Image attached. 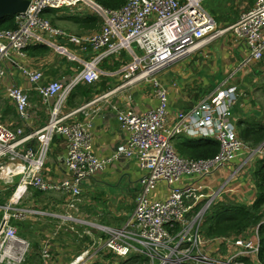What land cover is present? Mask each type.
<instances>
[{
  "label": "built area",
  "instance_id": "built-area-1",
  "mask_svg": "<svg viewBox=\"0 0 264 264\" xmlns=\"http://www.w3.org/2000/svg\"><path fill=\"white\" fill-rule=\"evenodd\" d=\"M203 1L127 0L120 8L109 9L96 0H32L26 11L15 15V28L0 29V82L16 70L28 85L35 87L43 102L51 105L48 123L31 129L28 86L11 84L7 89L8 99L27 124L13 129L0 122V264H23L27 260L25 254L31 242L19 234L16 222L34 214L56 217L21 206L31 189L63 194L67 210L60 218L64 222L87 223L104 234L97 238L93 249L67 264H87L106 252L124 258L142 255L150 264H246L243 258L253 261L258 257L259 226L254 231L256 239L250 241L234 235L209 236L204 228L208 212L222 194L230 193L231 183L245 173L255 157H264V143L252 148L237 134L232 107L237 103L238 86L225 82L223 88L218 87L190 109L176 112L169 107V93L159 74L227 32L248 46L237 72L261 61L264 0H255L238 21L225 28L218 27ZM49 7L79 11L87 7L101 16L104 24L91 36L74 35L43 17ZM68 44L75 46L72 49L76 52ZM33 45L47 46L83 68L69 78L42 84L43 71L29 65L28 49ZM89 50L94 53L90 59L86 57ZM123 51L130 59L110 73L122 77L112 92L148 83L155 89L158 104L145 111L117 109L118 121L128 132L127 140L110 157L100 159L93 151L90 134L93 117L86 121L74 119L88 106L70 113L63 107L78 85L100 81L105 74L100 67L104 60ZM183 135L217 141L218 154L200 159L181 156L174 141ZM59 137L66 139L63 164L69 174L55 181L44 169ZM121 159H134L141 172L136 185V208L123 225L109 227L74 217L71 211L84 203L86 179ZM234 161V169L222 176L220 172ZM217 173L224 179L221 186L213 189L210 179ZM86 235L92 236L91 231ZM230 238L233 239L227 240ZM216 241L223 242L216 247ZM223 245L234 247L233 253L223 254ZM40 256L42 264H51L50 240L42 244Z\"/></svg>",
  "mask_w": 264,
  "mask_h": 264
},
{
  "label": "crops",
  "instance_id": "crops-1",
  "mask_svg": "<svg viewBox=\"0 0 264 264\" xmlns=\"http://www.w3.org/2000/svg\"><path fill=\"white\" fill-rule=\"evenodd\" d=\"M254 2L255 0H235L234 3L227 2L225 0H216V4L220 5L221 11L216 10L214 11V15L210 14L216 20L219 28H225L238 21L241 14L249 10L254 5ZM224 7L226 9H223ZM82 15L85 16L84 14ZM101 28L99 25L98 28L95 29H81L82 34L74 33V35L91 36L97 33ZM68 46L71 49L75 47L70 44H68ZM49 49L50 51L52 50L51 48ZM217 49L220 51L221 57H219L220 53L216 52ZM72 50L76 52L74 49ZM55 53L58 54L57 52ZM197 53L199 54L194 57H189L172 64L168 67V69L159 74L162 84L169 93L170 109L176 112L188 110L193 106V104L198 103V101H202L205 97L210 95V91H214L218 87L223 88L225 85L222 84L226 82L229 85L238 86L239 88L237 103L232 107L233 121L237 129H244L248 127L249 122L255 119H257L258 122L264 123V117L262 116L264 114V110H260L259 107L254 106L255 103L261 102L260 97L255 94V92L264 91V58L261 61L254 62L251 67L244 69L243 72H237L236 67L241 57L248 53V46L235 41V38L232 34H230V32L220 36L212 43L205 45L202 49L194 53V55ZM93 54L94 53L89 50L86 53V57L90 59ZM123 55H127L129 57V54L126 51H123L120 55H113L104 60L100 67L105 74L101 77L100 81L93 84H80L85 85L86 87H91V91L88 92L86 90H79L75 92V88L63 107L64 112L70 113L71 111L79 108L85 107L84 109H86L88 106L86 111L84 110L79 112L75 115L74 119L78 121H86L93 117V126L90 128V134L93 142V151L100 159L110 157L121 146L125 145L127 140L128 132L122 128L118 121L117 109L135 108L138 111H145L158 104V99L155 96V89L153 90L152 86L148 83H141L133 88L127 87L112 92L115 87L122 82V77L118 75H111L110 73L120 69L125 62L130 59V57L127 59L126 56ZM59 56L62 59L57 63L55 61L48 60L50 55L42 57H29V65L33 68H40L44 73L41 82L42 84H47L63 78H69L83 68L81 64L70 61L60 54ZM17 72L18 71L16 70L10 72L8 77L0 82V122L13 129H17V127L27 124L20 119L15 106L10 102L5 93V89L14 82V79H16L17 84L21 86H28V91L31 94V119L29 120L30 128H41L49 121L51 105L45 104L35 87L28 85L22 74L20 72L19 74H16ZM220 73L224 75V78H220ZM210 77L214 78L218 83V85L214 88L211 83H207V79ZM202 81V87L197 88L198 83H201ZM149 86H151L150 90H148ZM145 87L147 90H145ZM197 93L199 94L198 96L196 95ZM262 98L264 99V92L262 93ZM42 105H44L43 108L41 107ZM256 112L259 116H255ZM87 113H89V116L86 117ZM192 139L194 140L193 143L211 140L204 137H194ZM65 155L66 139L62 137L56 138L44 169L49 179L57 181L69 174L66 166L63 164V157ZM228 171L229 170H222L221 172H223V176H226ZM254 171L255 169H253V173ZM218 174L219 173L216 174L217 177L220 176H218ZM140 175L141 172L138 168V162L134 159H121L108 164L104 170L94 176V179H96L95 183H86V200L82 205H80L82 210L79 214H76V212L73 211V214L77 216L78 219L87 221V219L93 220L91 217L99 216L101 213H104L103 216L98 217L102 223L100 222L96 224H103L105 226L112 227H119L123 225L128 216L136 208V201L131 200L130 204L127 205L128 207H124L122 203L118 204L115 198H117V200H122L123 197L119 192L113 193V188L118 186V189L123 187L122 189L125 190L127 188L126 186H128V182L131 184H137ZM217 177L212 178V180L210 179L211 188L213 189L218 188L216 184L219 179ZM220 179L223 180L224 178ZM124 183L126 185H124ZM246 183L247 182L245 180L244 184ZM130 187L128 186V188ZM231 187L232 186L230 185V193H238L235 195L239 197V200L235 202L242 203L241 199H243V197L239 193L240 191L238 190V187L237 189H233ZM249 187L252 191L249 203H252L256 198L257 190L254 183ZM135 188H137V186ZM129 191L130 190L128 189V191H125L124 193ZM36 192L42 193V197H36ZM133 193L134 196H136V192L134 191ZM227 195L228 193H224V200H219V202H234L230 200L226 201L225 197ZM43 199H49V201H46L48 202L46 203L47 206L42 205ZM26 206H29L32 209L49 212L61 211L65 213L67 210V208H65L63 194L55 192H41L34 189H31L27 196ZM41 216L47 217L58 224L50 225L44 221H37L36 219L38 217L36 214L30 215L25 221L30 225L31 221L38 222L43 225L40 232L45 238H39L38 240L41 246L46 240H50L52 253L51 264H67L74 257H77L92 248L91 244L88 246V243L81 242L82 239L76 235V229L72 230L67 228L69 224L73 226L74 222H64L62 219L52 218L47 215ZM16 225L19 232V225L17 223ZM59 226L62 228L63 226H67L64 228L70 231V234H67L65 239L63 238L64 236L60 235V232H58L57 235H54ZM62 228H60V230ZM84 228L87 227L84 226ZM92 230L95 234L97 233V238L104 235L96 228H92ZM74 234L76 236H74ZM85 237L90 236L87 235ZM27 239L29 240V238ZM35 240H37V238ZM77 243L82 245V249L81 245H78ZM233 251L234 247H231L230 249L227 248L226 254H232ZM109 254L113 255V252L101 253L98 257L87 264L97 262L101 264H117V261L114 260L116 257L125 260L130 257L129 259L133 258V262H136L140 261L142 257V255L137 254L131 255L127 258L118 255L110 257ZM100 256L109 257V259L101 260ZM118 264H121V262Z\"/></svg>",
  "mask_w": 264,
  "mask_h": 264
},
{
  "label": "trees",
  "instance_id": "trees-1",
  "mask_svg": "<svg viewBox=\"0 0 264 264\" xmlns=\"http://www.w3.org/2000/svg\"><path fill=\"white\" fill-rule=\"evenodd\" d=\"M100 5L109 9H118L126 4L127 0H96ZM227 2H233L235 0H225ZM58 9L48 8L44 11L45 17H50L52 22L55 23L58 19H66L72 21L74 24L80 27V29H95L100 25V19L97 16L91 14L88 15H59ZM16 27L15 15L11 14L2 19H0V29H13ZM50 52L49 47L44 45L31 46L28 49V55L31 57H42ZM86 90L91 91V87H86L85 85H78L76 91ZM264 117V114L262 115ZM255 120L249 122L248 127L236 129L239 138L247 143H251L253 148H256L264 142V123L255 127ZM177 140V139H176ZM175 140V141H176ZM181 140V139H179ZM174 141V142H175ZM183 143H178V151L183 155L189 156L193 159L200 158H210L218 154L220 146L215 140H207L199 143L191 142L188 139H183ZM184 145V146H183ZM254 182L256 186V198L252 204L246 205L239 202H224L218 207L217 204L212 208V212L207 214V219L204 225L206 234L209 236H227L230 237L237 233V236L246 237V234L255 231V228L259 226V236H260V252L258 257H255L253 261L251 258H243L242 260L246 264H255L257 260L264 263V157L257 160V166L253 173ZM11 192L7 193L10 196ZM42 193L36 192V197H42ZM34 196V197H35ZM219 204V203H218ZM253 206L252 208H249ZM19 225V234L26 237V231L31 227L26 221L16 222ZM251 228V230H250ZM256 238L253 237V240ZM221 243L223 241H220ZM41 245L39 240H34L31 244V250L34 249L35 253L28 257L27 261L30 264H37L38 249L39 255L41 250ZM138 260V259H136ZM39 264L43 263L40 256ZM148 260L136 261L133 264H147ZM27 264V263H26ZM101 264V263H93Z\"/></svg>",
  "mask_w": 264,
  "mask_h": 264
},
{
  "label": "rangeland",
  "instance_id": "rangeland-1",
  "mask_svg": "<svg viewBox=\"0 0 264 264\" xmlns=\"http://www.w3.org/2000/svg\"><path fill=\"white\" fill-rule=\"evenodd\" d=\"M203 6L212 14V15H214V11H216V10H218V11H221V8H220V5L219 4H216V0H204L203 1ZM223 9H226L225 7L223 8ZM60 10H64V8L63 9H58L57 11H60ZM65 12H61V13H58L59 15H64V14H69V15H74V14H79V13H81V14H84V15H86V14H91V15H93V16H97L99 19H100V28L103 26V24H104V19L101 17V16H99L97 13H95V12H93L91 9H89V8H87V7H83V11H79V10H74V9H72V8H66L65 10H64ZM88 12H90V13H88ZM47 18H49V19H51L50 17H47ZM52 24L54 25V26H56V27H59V28H61V29H64V30H67L68 32H72V34H74V33H76V34H82L81 33V29H80V27L79 26H77L76 24H74L72 21H68V20H66V19H58V20H56V22L55 23H53L52 22ZM213 47V46H212ZM216 52L217 53H220V51L217 49L216 50ZM199 53H197V54H195V55H192L191 57H194V56H196V55H198ZM50 55V58H48V60H52V61H55L56 63L60 60L61 61V57L59 56V54H56L54 51H50L46 56H49ZM123 56H126V58L127 59H129V57L127 56V55H123ZM219 57H221V53L219 54ZM16 74H19V72H17ZM44 74V73H43ZM204 75V74H203ZM203 75H201V76H203ZM219 76H220V78L222 79V78H224V75L222 74V73H220L219 74ZM221 82H223V81H221ZM207 83H211L212 84V87L214 88V87H216L217 85H218V83L215 81V79L214 78H212V77H210V78H208L207 79ZM12 84H16V85H19V84H17V81H16V79H14V82L12 83ZM202 85H203V81L201 82V83H198V87L197 88H201L202 87ZM10 86H8L5 90V93H6V96H7V89L9 88ZM150 87L151 86H149L148 87V90H150ZM152 88H153V90H154V87L152 86ZM145 90H147V88L145 87ZM210 92H212V91H210ZM264 92V91H263ZM262 91H260V92H255V94H257L259 97H260V99H261V102H257V103H255L254 104V106H257V107H259V109L261 110H264V99L262 98V93H263ZM197 96L199 95L198 93L196 94ZM29 97H30V101H31V94L29 93ZM8 98V97H7ZM257 99V98H256ZM259 103V104H258ZM43 106L44 105H42L41 107L43 108ZM30 114H31V111H30ZM255 116H259L258 115V113L256 112L255 113ZM262 124V122H258L257 121V119H255V121H254V126L255 127H257V126H259V125H261ZM18 128H24V125H22V126H20V127H17V129ZM193 137H189V136H186V135H183V136H181V137H179L175 142H174V145H176V147H177V149H178V151L180 152V150H179V148H178V143H183L184 141H183V139H188V140H190L191 142H193L194 140L192 139ZM179 139H181V140H179ZM249 145L253 148V146L251 145V143H249ZM184 146V145H183ZM176 149V150H177ZM177 151V152H178ZM178 152V154H180L181 156H183V157H187V158H190L189 156H186V155H183V154H181V153H179ZM262 159L263 157H255L252 161H251V163L249 164V166H247V169H246V171H245V173L244 174H241L238 178H236L232 183H231V188H233V189H237V187H238V190L240 191L239 193L242 195V197H243V199H241V202L243 203V204H246V205H250V204H252V203H249L250 202V199H251V194H252V191L250 190V185L252 184L253 185V183H254V185H255V182H254V177H253V169H255L256 168V166H257V160L258 159ZM237 162L236 161H234V162H232V166H230V167H226V168H224L223 170H229L228 171V173L226 174V176L234 169V165L236 164ZM224 172V171H223ZM223 172H221V173H223ZM222 176H223V174H221ZM219 176V175H218ZM219 180H218V182H217V186H221L222 185V179H220V177H217ZM19 179V178H18ZM245 180H246V184H244L245 183ZM124 185H126L125 183H124ZM132 185V186H131ZM134 185V186H133ZM136 183H129L128 182V186L130 187V188H128V186H126L130 191L129 192H126V193H124L125 191H128V189L126 190H124V189H122L123 187H121V189H118V186H115L113 189V193H116V192H119L120 194H122V197H123V199L122 200H117V198H115L116 199V202L118 203V204H120V203H122L123 205H124V207L125 206H127V205H129L130 204V202H131V200H135L136 201V196H134V191L136 192V190H137V188H135L136 187ZM86 186H87V184L85 185V192H86ZM121 191H123V192H121ZM133 191V192H132ZM235 194H238V193H229L226 197H225V200L227 201V200H230V201H238L239 200V197L238 196H236ZM11 196V195H10ZM9 196V197H10ZM28 196V195H27ZM27 196L23 199V201L21 202V206H23V207H26V203H27ZM88 198V197H87ZM82 199H84V201L86 200V195H84V197L82 198ZM219 200H224L223 199V194L221 195V198L219 199ZM46 201H49V199H43V202H42V205H44V206H47L46 205V203H48V202H46ZM221 203H224V201H222V202H219V204H217V207L221 204ZM133 206V205H132ZM128 207V206H127ZM253 206H251V207H249V208H252ZM80 208V209H79ZM213 209H214V207H213ZM82 209H81V206L80 207H78V209H77V211H75V210H73V211H75L76 212V214H79V212L81 211ZM73 211H71V213H72V215L74 216V217H76L77 218V216H75L74 214H73ZM41 212H43L44 214H46V213H51V214H53V215H55L56 217H53V218H56V219H61L60 217L61 216H63L64 215V212H61V211H59V212H49V211H41ZM212 212V209L208 212V214H210ZM2 214V213H1ZM40 215V214H39ZM104 215V213H101L99 216H95V217H91L93 220H91V219H87V221L86 222H94V223H100L101 222V220H99L98 219V217H101V216H103ZM38 218L36 219L37 221H44V222H47L48 224H52V225H54V224H58V223H56V222H53L52 220H50L49 218H47V217H43V216H38V215H36ZM125 217V216H124ZM123 217V218H124ZM13 222H15V221H13ZM83 222H80V221H77V222H75V223H73L74 225L72 226V225H68V227L67 226H63V228L59 231L60 232V235H62V236H64L63 238L65 239V236H67V234H70V231L69 230H67V229H65L64 227H67V228H70V229H76V231H78L77 232V237H80L82 240H81V242L82 243H88V246H89V244H91V246L93 247V245H95V243H97L98 241L96 240L97 239V233L95 234V232L92 230V228H91V226L93 227V225H87V223H85V224H82ZM102 223V222H101ZM67 225V224H66ZM100 225H103V224H100ZM84 226H86L87 228H84ZM109 227H112V226H109ZM43 228V225L41 224V223H38V222H33V221H31V227H29V229L26 231V237L27 238H29V241L31 242V244H32V242L37 238V239H42L44 236H43V234H41V232H40V230ZM84 228V229H83ZM94 228V227H93ZM83 229V230H82ZM95 229V228H94ZM250 230H251V228H250ZM87 231H91V233H92V236H90V237H85V236H87L86 235V232ZM74 234V236H76ZM237 233H234V236H237L236 235ZM19 235V234H18ZM81 235H83V236H81ZM255 236V238H256V234H255V232H253V233H247L246 234V237L244 238L243 237V239H246V241H250V238L251 239H253V237ZM84 237V238H83ZM45 238V237H44ZM43 238V239H44ZM31 239V240H30ZM70 239V238H69ZM233 238H230V239H227V240H232ZM76 242H77V238H76ZM78 244V243H77ZM219 244H220V241H216L215 243H214V245L216 246V247H218L219 246ZM78 245H81V244H78ZM226 245V244H225ZM224 246V245H223ZM227 246V245H226ZM64 248V247H63ZM81 249H82V245H81ZM80 249V250H81ZM31 252H32V254H34L35 253V251H34V249L32 248V250L29 248L28 249V251L26 252V254H25V258H26V256H27V260L23 263V264H26V262L27 261H30V263H31V260H28V257H30V255H31ZM226 252H227V248L224 246V249L222 250V253L223 254H226ZM259 252H260V248H259ZM259 252H258V254H259ZM23 254L24 253H22V254H20L19 255V257H18V261H20L22 258H23ZM28 254V255H27ZM109 256L110 257H112L113 255H111V254H109ZM114 257V256H113ZM39 258H40V255H39V249H38V256H37V264H39ZM100 259L101 260H108L109 259V257H105V256H100ZM115 261H117V264L119 263V262H121V264H133L134 262H133V258H131V259H127V260H125V259H122V258H119V257H116L115 259H114ZM125 260V261H124ZM141 260H146V258L144 257V256H142L141 257ZM149 262V261H148ZM148 262H147V264H148ZM30 263H28L27 262V264H30ZM149 264H150V262H149ZM256 264H264L263 262H261V261H259V260H257L256 261Z\"/></svg>",
  "mask_w": 264,
  "mask_h": 264
},
{
  "label": "water",
  "instance_id": "water-1",
  "mask_svg": "<svg viewBox=\"0 0 264 264\" xmlns=\"http://www.w3.org/2000/svg\"><path fill=\"white\" fill-rule=\"evenodd\" d=\"M32 0H0V19L11 15L26 11ZM95 177H88L86 183H95Z\"/></svg>",
  "mask_w": 264,
  "mask_h": 264
},
{
  "label": "clouds",
  "instance_id": "clouds-1",
  "mask_svg": "<svg viewBox=\"0 0 264 264\" xmlns=\"http://www.w3.org/2000/svg\"><path fill=\"white\" fill-rule=\"evenodd\" d=\"M31 4V3H30ZM49 8H51V7H49ZM64 8V10L66 9V8H68L69 9V7H61V8H52V9H63ZM48 9V8H47ZM46 10V9H45ZM44 10V11H45ZM64 10H60L59 11V13H61V12H65ZM18 14V13H17ZM14 15H16V14H14ZM74 15H82V14H74ZM43 17L44 18H47V17H45L44 16V12H43ZM47 19H49V18H47ZM50 21H51V23H52V20L51 19H49ZM54 26V25H53ZM54 27H56V26H54ZM56 28H59V27H56ZM33 46H36V45H33ZM236 129H237V127H236ZM264 143V142H263ZM215 206V205H214Z\"/></svg>",
  "mask_w": 264,
  "mask_h": 264
}]
</instances>
